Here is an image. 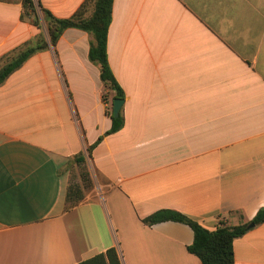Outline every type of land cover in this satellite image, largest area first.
I'll use <instances>...</instances> for the list:
<instances>
[{
	"label": "crops",
	"instance_id": "0c3cea01",
	"mask_svg": "<svg viewBox=\"0 0 264 264\" xmlns=\"http://www.w3.org/2000/svg\"><path fill=\"white\" fill-rule=\"evenodd\" d=\"M38 1L70 18L87 0ZM23 12L0 1V66L45 34ZM91 41L68 28L0 85V264H79L112 247L122 264H202L189 225L144 220L172 209L215 230L264 208V0H114L125 125L110 135ZM100 138L92 186L70 206L82 180L69 162ZM234 252L264 264V224Z\"/></svg>",
	"mask_w": 264,
	"mask_h": 264
},
{
	"label": "trees",
	"instance_id": "16d2710c",
	"mask_svg": "<svg viewBox=\"0 0 264 264\" xmlns=\"http://www.w3.org/2000/svg\"><path fill=\"white\" fill-rule=\"evenodd\" d=\"M3 2H14L16 0H0ZM23 16L32 18V24L39 29H45V34L40 35L34 43H28L13 56L7 58L0 66V85L35 53L51 46H56L58 40L68 28H77L88 32L92 36L89 58L101 66V79L104 85L102 98L107 104V113L112 118V127L107 135L120 131L125 125L124 113L119 116L113 114V101L117 98L125 99V93L118 83L108 59V32L112 22L114 0H87L79 10L70 18H58L43 7L38 0H22ZM93 3L94 9L87 15V8ZM112 92V100L110 99ZM111 104L110 106L108 104ZM100 138L88 149V153L81 152L74 156L69 162V169L73 171L74 164L77 165L82 185L71 182L67 203L70 206L80 203L85 196L84 189L92 186L90 174L87 167V157L90 156L95 145L101 142ZM165 221H176L189 225L194 232V242L189 246L190 253L196 255L202 264H236L234 242L244 236L255 226L264 224V208H261L256 216L248 223L229 226L221 221V226L210 230L189 216L172 209H162L147 217L144 222L153 225ZM250 224H254L249 228ZM79 264H122L121 256L116 247L108 249L105 253L81 262Z\"/></svg>",
	"mask_w": 264,
	"mask_h": 264
},
{
	"label": "water",
	"instance_id": "95a60500",
	"mask_svg": "<svg viewBox=\"0 0 264 264\" xmlns=\"http://www.w3.org/2000/svg\"><path fill=\"white\" fill-rule=\"evenodd\" d=\"M123 103H124V99H120V98H117L114 100V109H113V112H114V116L117 117L119 116L120 114V110L123 106ZM254 224H250L249 225V228L253 227Z\"/></svg>",
	"mask_w": 264,
	"mask_h": 264
},
{
	"label": "rangeland",
	"instance_id": "374dc122",
	"mask_svg": "<svg viewBox=\"0 0 264 264\" xmlns=\"http://www.w3.org/2000/svg\"><path fill=\"white\" fill-rule=\"evenodd\" d=\"M112 94V92H110V95Z\"/></svg>",
	"mask_w": 264,
	"mask_h": 264
}]
</instances>
